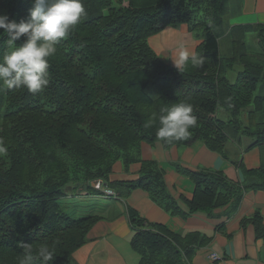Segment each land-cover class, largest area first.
<instances>
[{"label":"trees","instance_id":"trees-1","mask_svg":"<svg viewBox=\"0 0 264 264\" xmlns=\"http://www.w3.org/2000/svg\"><path fill=\"white\" fill-rule=\"evenodd\" d=\"M82 2L86 15L50 58L47 88L37 94L0 89V138L8 147L7 154L0 155V264H19L22 245L35 250L43 243L55 246L49 264H74L72 254L86 243L97 218H73L60 201L67 199L68 191L99 195L92 186L97 182L123 200L141 189L168 215L182 219L211 216L226 205L236 209L250 190L264 193V155L260 167L243 169L242 184L217 170L173 165L194 184L191 199H175L158 164L140 158L143 142L159 143L166 150L201 141L218 153L230 138L242 135L255 138L250 147L264 144V26L231 28L233 43L228 55H222L218 40L225 35L227 0ZM31 7L32 0H0V14L17 22ZM179 24H187L202 39L195 49L205 58L202 67L189 64L178 70L161 62L149 46L150 36ZM251 32L260 39V53L254 55L242 41ZM7 39L0 30V58L12 50ZM232 66L243 70L230 83L224 74ZM180 101L191 103L197 118L188 138L167 144L155 135L158 125L143 127L162 106ZM250 106L248 122L242 123L241 110ZM219 109L231 118L218 119ZM115 162L124 170L140 162L139 177L109 181ZM126 216L139 264H192L195 252L209 242L198 233L182 237L148 223L131 208ZM247 223L264 239L259 212L242 221Z\"/></svg>","mask_w":264,"mask_h":264},{"label":"crops","instance_id":"crops-1","mask_svg":"<svg viewBox=\"0 0 264 264\" xmlns=\"http://www.w3.org/2000/svg\"><path fill=\"white\" fill-rule=\"evenodd\" d=\"M224 17L225 35L219 38L218 43L220 51L221 40L228 38L229 42L225 47L227 52L233 43V38L229 34L231 28L264 26V0H227V12ZM247 36H254L255 44L259 45L260 39L256 33L245 34L242 37L245 43ZM201 41L200 37L189 31L186 24L168 26L148 38L151 49L164 64L171 67L174 66L170 59L174 58V50L179 45L195 52ZM247 45L246 50L249 54L258 53ZM241 70L243 69L240 66H232L224 76L233 83ZM218 116L222 120L228 119L223 109L218 111ZM254 141L255 138L248 135L239 136L238 139L231 138L224 144L222 153L208 149L201 141L185 148L172 146L166 150L159 143L150 145L143 142L140 146V158L158 164L163 171L164 182L175 199L179 196L191 199L194 184L173 165L190 171L200 168L217 170L228 180L242 184L245 179L243 169H257L264 155V144L250 147ZM140 168V162L131 164L127 170H124L121 162H115L109 181L136 180ZM98 198L103 200L102 203L88 205V211L79 214L81 218L95 216L97 220L86 235V243L72 254L74 264H139L140 256L130 246L134 232L129 228L125 213L127 208L137 211L148 223L161 224L171 232L181 234L182 237L188 233H198L207 237L209 242L195 252L192 264H264V244L260 243L264 239L257 238V229L252 223L242 224L243 220L259 212L264 227V193L260 190L244 193L236 209H230L226 205L214 209L211 216L194 214L187 219L168 215L141 189L132 190L124 201ZM207 252L216 253L222 259L210 261Z\"/></svg>","mask_w":264,"mask_h":264},{"label":"clouds","instance_id":"clouds-1","mask_svg":"<svg viewBox=\"0 0 264 264\" xmlns=\"http://www.w3.org/2000/svg\"><path fill=\"white\" fill-rule=\"evenodd\" d=\"M86 15L82 0H32L27 17L17 22L6 14H0V30L7 34L12 48L0 58V89H26L31 94L44 91L50 84V58L57 45L66 39ZM20 42L17 44V42ZM170 59L178 70L188 66L200 68L205 58L179 45ZM197 124L191 103L180 101L162 106L158 115L153 113L143 127H156L158 140L172 144L189 137L190 129ZM8 147L0 138V155L7 154ZM264 244V241L260 242ZM19 264H49L54 260L55 246L43 243L37 249L22 245Z\"/></svg>","mask_w":264,"mask_h":264},{"label":"rangeland","instance_id":"rangeland-1","mask_svg":"<svg viewBox=\"0 0 264 264\" xmlns=\"http://www.w3.org/2000/svg\"><path fill=\"white\" fill-rule=\"evenodd\" d=\"M124 5H127V3H125ZM224 19L226 20L227 18L224 17ZM228 40H229L228 38H223L220 42V52L226 53V55H228V51L226 52L227 48L225 49V47L229 42ZM245 41L247 44H249L251 46V49L253 47H255V48L258 47V45L255 44L254 36H247ZM257 50L259 51V49H257ZM251 109H252V107L250 106V107H247V108H244L243 110H241L242 111L241 118L243 119V121L245 123L248 122L247 121V115L245 113L247 111H250ZM227 115L229 117H231L229 112H227ZM243 125H246V124H243ZM109 200H111V199H109ZM102 201L103 200L99 199L98 196L94 192H91L90 196L86 197V198H78L77 195H74L71 199L64 198L60 202H61L63 211L66 214L70 215L73 218H79L80 217L79 214H85L88 211V208H89L88 205L100 204V203H102ZM213 254H216V253L207 252L208 260H210V261L212 260L211 257L213 256ZM216 255L218 256V259H215L213 261H220L222 259V257L218 254H216Z\"/></svg>","mask_w":264,"mask_h":264},{"label":"built area","instance_id":"built-area-1","mask_svg":"<svg viewBox=\"0 0 264 264\" xmlns=\"http://www.w3.org/2000/svg\"><path fill=\"white\" fill-rule=\"evenodd\" d=\"M107 194H112L110 191H106ZM212 260L218 259V256L216 254H213L211 257Z\"/></svg>","mask_w":264,"mask_h":264}]
</instances>
